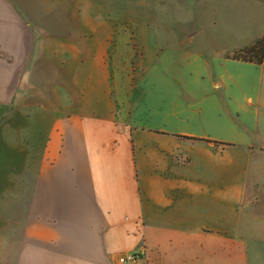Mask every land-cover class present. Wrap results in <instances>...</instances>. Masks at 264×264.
Listing matches in <instances>:
<instances>
[{"label":"crops","instance_id":"1","mask_svg":"<svg viewBox=\"0 0 264 264\" xmlns=\"http://www.w3.org/2000/svg\"><path fill=\"white\" fill-rule=\"evenodd\" d=\"M149 1L0 0V264L136 250L139 264H250L264 250L233 220L238 146L199 138L178 111L139 112V80L156 63L169 74L170 45L201 30L178 18L170 33L168 3Z\"/></svg>","mask_w":264,"mask_h":264},{"label":"rangeland","instance_id":"2","mask_svg":"<svg viewBox=\"0 0 264 264\" xmlns=\"http://www.w3.org/2000/svg\"><path fill=\"white\" fill-rule=\"evenodd\" d=\"M121 1L129 5L131 0ZM149 2L168 3L170 12L164 19L170 33L178 18L197 23L201 30L185 45L171 44V52H166L173 58L167 71L177 80L165 76L160 63L148 71L147 79L139 80L133 90L143 102L139 112L155 123L162 107L164 112L178 111L183 127L199 138L238 146L239 151L229 149L225 155L231 159L226 172L235 191L233 220L249 238L264 240L259 238L264 236V60L254 63L234 57L264 35V0ZM175 51L183 54L182 60ZM185 63L194 66L183 67ZM206 143L202 140L197 146L205 151ZM245 144L253 151L250 156ZM248 256L250 264H264L263 249L251 248Z\"/></svg>","mask_w":264,"mask_h":264},{"label":"trees","instance_id":"3","mask_svg":"<svg viewBox=\"0 0 264 264\" xmlns=\"http://www.w3.org/2000/svg\"><path fill=\"white\" fill-rule=\"evenodd\" d=\"M244 54L234 55L235 58L254 63H262L264 60V35L254 43L242 49Z\"/></svg>","mask_w":264,"mask_h":264},{"label":"built area","instance_id":"4","mask_svg":"<svg viewBox=\"0 0 264 264\" xmlns=\"http://www.w3.org/2000/svg\"><path fill=\"white\" fill-rule=\"evenodd\" d=\"M116 259L120 264H139L143 259V254L139 250L125 251L120 253Z\"/></svg>","mask_w":264,"mask_h":264}]
</instances>
